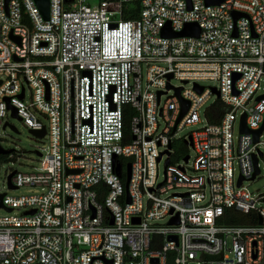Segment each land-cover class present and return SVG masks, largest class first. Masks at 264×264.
Listing matches in <instances>:
<instances>
[{"label": "built area", "instance_id": "built-area-1", "mask_svg": "<svg viewBox=\"0 0 264 264\" xmlns=\"http://www.w3.org/2000/svg\"><path fill=\"white\" fill-rule=\"evenodd\" d=\"M49 3L45 19L36 0H0V131L13 107L49 142L40 167L11 177L43 192H0L3 208L27 209L0 215V264H264V192L245 185L264 157V129L253 134L264 123V0ZM188 23L198 36L162 34ZM216 102L225 110L213 121ZM202 111L207 123L179 137Z\"/></svg>", "mask_w": 264, "mask_h": 264}, {"label": "rangeland", "instance_id": "rangeland-1", "mask_svg": "<svg viewBox=\"0 0 264 264\" xmlns=\"http://www.w3.org/2000/svg\"><path fill=\"white\" fill-rule=\"evenodd\" d=\"M1 79V77H0ZM145 82V80H144ZM173 84L178 85L180 84L179 81L174 80ZM201 85L207 87H217L218 84L215 81H205L201 82ZM172 94L165 95L163 97V102ZM216 98V95L213 96V99ZM31 99V91L27 87V100ZM202 111V118L203 123L198 126H189L185 127L184 130L180 131L178 136L184 137L188 135L192 130L203 126L207 123V120ZM46 127H49V121L43 116H39ZM8 121L10 122L6 128H2L0 131V146L5 150H12L13 157L9 156L11 153L7 154H0V192L6 193L10 196H26L31 194H40L43 192L41 187L38 186H24L21 188H11L8 182V176L13 171L19 172H32L36 170V168L42 165V156L38 153H44L45 149L48 147L49 142L46 138H38L35 136L30 129L24 124V122L13 116L11 113L9 114ZM15 126L17 130L13 127ZM165 124L162 119H160V126L159 130L164 128ZM240 138V130L238 127V123H236L234 129V145L237 154V147L239 144ZM181 143V142H180ZM178 143V146L179 144ZM177 146V147H178ZM183 149L189 152L192 156V160L189 165L193 164L195 158V151L190 146L182 145ZM264 150V149H263ZM182 163V161H181ZM260 167H261V174L254 182H245V185L253 192V193H260L264 192V157H260ZM166 168V161L165 159L159 162V175L158 180L159 182L163 181L164 179V170ZM192 172V171H191ZM236 174H239V167L236 165ZM27 209H14L13 211H8L7 209L0 207V215H22L25 213ZM167 222V218L162 220H155L154 223L165 224Z\"/></svg>", "mask_w": 264, "mask_h": 264}, {"label": "water", "instance_id": "water-1", "mask_svg": "<svg viewBox=\"0 0 264 264\" xmlns=\"http://www.w3.org/2000/svg\"><path fill=\"white\" fill-rule=\"evenodd\" d=\"M187 1L189 2V8H191L190 0H187ZM224 1L225 0H206L207 4H209V5H217V4H220ZM36 2L38 4L43 16L45 17V19H49V15H50L49 0H36ZM239 16H241V14H239V13L235 14L236 18H238ZM162 34L165 37H179V36H185V35L198 36L200 34V27L197 23H188L181 32H175L171 29L170 25L168 24V26H166L163 29ZM171 76L172 75H170L169 78H171ZM197 87L201 91L202 88L199 86H197ZM216 93L219 94V92L217 90H216ZM22 96H23V94H22ZM263 98H264V95L260 96L258 99L260 100ZM9 106L11 107L10 104H9ZM12 109H13V115L20 119V117H18L16 108L12 107ZM187 109H188V102H184L183 114L187 111ZM245 118H246V115H243L241 131L250 132L249 128L246 125ZM12 127L15 130H17L15 126H12ZM263 129H264V123L262 124V127L259 130L253 131L255 141H257L259 139L260 133L262 132ZM30 131L37 137H44V135H45V129L42 131H35V130H30ZM11 152H12V150H5L0 146V154H7V153H11ZM38 153L41 155L40 152H38ZM255 163L257 165V157H255ZM129 170H130V165H129ZM14 172L11 173L9 175V178H8L9 179V186L11 188H15L12 184V181H11V177L14 174ZM258 173H259V168L256 166V172H255L253 178ZM242 180H243V178L241 177L239 180V184L241 183ZM0 207H4L1 197H0ZM7 210L10 211L11 209H7Z\"/></svg>", "mask_w": 264, "mask_h": 264}, {"label": "trees", "instance_id": "trees-1", "mask_svg": "<svg viewBox=\"0 0 264 264\" xmlns=\"http://www.w3.org/2000/svg\"><path fill=\"white\" fill-rule=\"evenodd\" d=\"M138 16V6L137 9H135L134 13H130L127 17L128 18H136ZM225 110V108L221 105L220 102H216L213 105V117L212 120L213 121H217L218 117L220 116V114ZM125 135L127 137V141L128 138L130 137V118L132 116V109L129 106H126L125 108ZM236 222H243L245 221L244 218L239 217V220H235ZM167 264H175L174 260L172 258H170L167 262Z\"/></svg>", "mask_w": 264, "mask_h": 264}]
</instances>
